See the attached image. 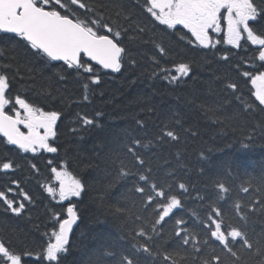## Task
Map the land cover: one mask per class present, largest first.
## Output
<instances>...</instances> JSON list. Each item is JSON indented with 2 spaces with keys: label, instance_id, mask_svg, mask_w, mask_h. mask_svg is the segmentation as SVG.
Instances as JSON below:
<instances>
[{
  "label": "trees",
  "instance_id": "1",
  "mask_svg": "<svg viewBox=\"0 0 264 264\" xmlns=\"http://www.w3.org/2000/svg\"><path fill=\"white\" fill-rule=\"evenodd\" d=\"M37 1L112 37L124 56L116 72L84 56L77 68L0 32L8 97L22 98L20 120L50 124L43 134L55 131L58 149L20 153L0 134V158L20 164L0 172V192L19 209L0 202V264L10 255L19 264H264V104L255 87L264 79V0H249L254 11L235 43L221 34L208 46L185 24L161 23L150 0ZM56 171L79 184L78 195H58ZM69 209L77 222L58 247Z\"/></svg>",
  "mask_w": 264,
  "mask_h": 264
},
{
  "label": "water",
  "instance_id": "2",
  "mask_svg": "<svg viewBox=\"0 0 264 264\" xmlns=\"http://www.w3.org/2000/svg\"><path fill=\"white\" fill-rule=\"evenodd\" d=\"M3 1L10 3L4 4ZM3 1L0 0V29L3 33L24 34L29 43L57 62L79 66L83 55L104 70L116 72L119 69L123 50L112 37L96 36L77 21L62 17L58 12L39 10L32 0ZM3 15L11 20L8 22ZM3 93L4 85L0 82V96ZM3 119L4 116L0 115V120ZM31 137L35 138V135ZM76 222L77 217L71 210L61 224L62 240L72 235Z\"/></svg>",
  "mask_w": 264,
  "mask_h": 264
},
{
  "label": "rangeland",
  "instance_id": "3",
  "mask_svg": "<svg viewBox=\"0 0 264 264\" xmlns=\"http://www.w3.org/2000/svg\"><path fill=\"white\" fill-rule=\"evenodd\" d=\"M3 3L9 4L10 1H3ZM164 5H167V7H164ZM150 6L152 13L161 23L170 27L185 24L194 33L197 41L204 46L209 45L211 31L215 32L213 35H215L216 42H218L217 37L222 34L223 38L228 37L231 43H235L240 38L239 29L241 31V28L252 17V15H248L249 12H252L249 0H155V3L150 0ZM223 11H225V16L222 22L226 28L221 31L216 25L220 21L219 18ZM3 18L8 22L11 20L6 15H3ZM260 82L261 79H257L255 82L256 95L264 103V88ZM23 117L22 115L21 119ZM17 118L20 119L19 117ZM34 120H36L35 117ZM37 127L38 125L34 126L33 123H29V129H25V131L35 135ZM46 127L50 128V124L47 123ZM48 128L45 130H48ZM21 130L23 131L22 128ZM40 131L43 134L44 128ZM44 134H48V132L45 131ZM54 176V184L58 186V195L67 196L78 190L75 187L77 182L68 178L65 173L56 171ZM65 243L66 241L58 245V247Z\"/></svg>",
  "mask_w": 264,
  "mask_h": 264
},
{
  "label": "snow or ice",
  "instance_id": "4",
  "mask_svg": "<svg viewBox=\"0 0 264 264\" xmlns=\"http://www.w3.org/2000/svg\"><path fill=\"white\" fill-rule=\"evenodd\" d=\"M152 2L155 3V0H152ZM164 7H167V5H164ZM248 15L251 16L252 12H249ZM260 59L264 62V55H262ZM0 82H3L4 85V93L0 96V115L4 116V119L0 120V134L6 138V144L16 146L20 153H32L35 155L39 153L40 150H43L44 152H56L58 149L49 143L50 140L54 139L55 131H50L48 134H42L40 129L46 127L44 123H40L35 129V138L31 137V133L29 131L21 130V125L24 129H29V122L17 119V117L21 115L20 112L16 111L17 104H20L22 98L20 96H16L13 100V98L8 97V92L11 91V84L8 82L6 75H0ZM9 105L11 106L10 111L15 113V115H10L5 111V107ZM21 107L23 108L24 105H21ZM27 115L30 117H36V112L35 110H30ZM55 116L56 114H52L50 119L54 120ZM2 143H4V141H0V144ZM31 166L35 168L34 163H32ZM19 167L20 164L15 159H10L7 156L0 158V172L5 175H7L10 170H15ZM11 184H14L17 188H19L18 181L12 180ZM75 187L79 188V184L76 183ZM12 190L13 188L9 187V191ZM78 194L79 193L76 191L72 192V195ZM0 202L6 203L9 208H13V211L17 212V214L19 213V209L14 208L13 202L8 201L7 196H5L2 192H0ZM20 208H23L22 202L20 203ZM69 212H71V209H69ZM5 259L7 260V264H19V258L14 257V255H10Z\"/></svg>",
  "mask_w": 264,
  "mask_h": 264
},
{
  "label": "bare ground",
  "instance_id": "5",
  "mask_svg": "<svg viewBox=\"0 0 264 264\" xmlns=\"http://www.w3.org/2000/svg\"><path fill=\"white\" fill-rule=\"evenodd\" d=\"M58 147V146H57ZM25 198V197H24Z\"/></svg>",
  "mask_w": 264,
  "mask_h": 264
}]
</instances>
